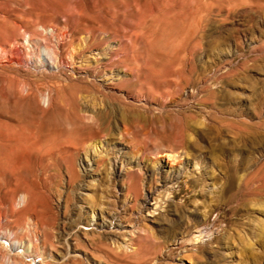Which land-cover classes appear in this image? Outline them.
Returning a JSON list of instances; mask_svg holds the SVG:
<instances>
[{"label": "rangeland", "instance_id": "374dc122", "mask_svg": "<svg viewBox=\"0 0 264 264\" xmlns=\"http://www.w3.org/2000/svg\"><path fill=\"white\" fill-rule=\"evenodd\" d=\"M238 2L0 0V264H264V0Z\"/></svg>", "mask_w": 264, "mask_h": 264}, {"label": "bare ground", "instance_id": "6f19581e", "mask_svg": "<svg viewBox=\"0 0 264 264\" xmlns=\"http://www.w3.org/2000/svg\"><path fill=\"white\" fill-rule=\"evenodd\" d=\"M238 1H240V0H229V2H231V3H239ZM234 5H236V4H234ZM201 7H202V5H200ZM199 8V7H198ZM175 12V11H174ZM183 12V11H182ZM179 13V14H178ZM178 13L176 12V13H173V18L174 19H178V20H180V21H182V22H185L186 20H187V18L185 17V20H184V17L183 16H181L182 14H180L181 12L180 11H178ZM185 14V13H184ZM183 14V15H184ZM190 16L191 17H193L194 16V18L193 19H197V17L198 16H196V12L195 11H191L190 12ZM190 17V18H191ZM189 18V17H188ZM192 19V18H191ZM188 21V20H187ZM197 21V20H196ZM47 63H49V64H53L54 65V63L52 62V61H50V60H47L46 61ZM231 120V119H230ZM230 120H226L225 121V123L224 124H227V125H229V124H231V121ZM233 128H235V127H233ZM185 139V138H184ZM183 144H184V140H183V142H182ZM162 155L166 158H168L169 160H177L178 159V157L180 156V155H182L181 153H178L176 150H174V149H172V148H166L165 149V151H163V153H162ZM119 161V160H118ZM115 163V162H114ZM115 165V171H116V163L114 164ZM158 166V165H157ZM130 167V166H129ZM163 167H165V165H164V163L163 164H161V163H159V167H158V169H159V171H158V173L160 174L162 171V168ZM125 174H126V182L128 183V190L131 192V191H136V190H138V188H139V184L141 183V181H139L140 179H139V175L140 174H138L136 171H133V170H128V168H125ZM140 173V172H139ZM178 170H172L171 171V178H175L177 175H178ZM170 178V179H171ZM231 179H232V177H231ZM172 180V179H171ZM233 181V180H232ZM231 181V182H232ZM230 182V183H231ZM137 192V191H136ZM113 222V221H112ZM111 223V222H110Z\"/></svg>", "mask_w": 264, "mask_h": 264}]
</instances>
